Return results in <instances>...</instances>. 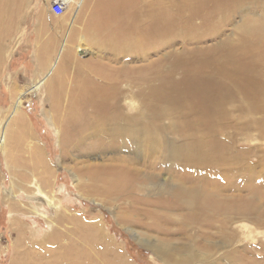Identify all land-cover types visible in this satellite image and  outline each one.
Instances as JSON below:
<instances>
[{
    "label": "bare ground",
    "instance_id": "bare-ground-1",
    "mask_svg": "<svg viewBox=\"0 0 264 264\" xmlns=\"http://www.w3.org/2000/svg\"><path fill=\"white\" fill-rule=\"evenodd\" d=\"M83 2L74 3L75 10L81 9ZM248 5L252 12H263L258 20L244 14L243 24L231 35L209 46L199 44L204 38L222 35V28L238 12L250 13ZM23 6L21 0L17 4L15 0H0V35L15 27L14 20ZM71 31L64 33L61 41L59 35L38 40L35 52L40 75L52 74L44 86L45 104L60 123L59 128L54 126L60 165L76 152L96 158L98 161L91 164V159L80 161L72 172L84 178L86 183L80 185L85 191L90 186L92 195L128 203L124 218L117 215L122 223L170 236L201 229L205 241L218 238L221 246L228 247L223 260L236 262L234 226L243 219L264 228V191L251 184L255 165L249 158L257 151L262 154L257 181L264 184V148H244L239 139L244 136L250 144V133L255 129L256 136L264 140V116H253L258 111L264 115V0H95L82 29L84 45L76 48L82 60L78 66ZM54 40L60 43L57 48ZM176 42H180L178 48L174 47ZM85 46L91 50L87 52ZM163 48L167 49L164 59L157 58L149 66L127 65L133 58L130 54ZM14 104L8 119L13 131L7 128L0 134V151L7 152V145L14 148L15 142L18 147L26 145L31 171H39V179L10 171L20 181L11 176L10 191L14 195L22 191L58 210L60 203L49 180L54 167L46 161L19 112L20 99ZM23 155L11 152L6 158L20 167ZM146 165L149 170L141 171ZM26 177L33 178L27 190L19 188ZM245 185L252 186L242 197L239 190ZM256 191L261 193L259 201L253 196ZM12 198L6 200L8 217L19 227V216L27 209L22 211L25 203ZM28 213L39 212L30 205ZM12 215L18 218L11 220ZM163 221L175 230L167 229ZM14 231L16 241L9 264L96 263L85 251L80 253V248L46 251L37 244L27 248L19 242L21 231ZM50 239L57 238L53 234ZM143 242L165 264L196 262L189 241L180 249L163 239L155 245ZM261 248L264 252V245ZM117 251L114 246L106 247L97 264H124L120 254H112ZM46 257L50 260L44 262ZM203 258L197 260L203 262ZM219 258H207L203 264H219Z\"/></svg>",
    "mask_w": 264,
    "mask_h": 264
},
{
    "label": "rangeland",
    "instance_id": "rangeland-1",
    "mask_svg": "<svg viewBox=\"0 0 264 264\" xmlns=\"http://www.w3.org/2000/svg\"><path fill=\"white\" fill-rule=\"evenodd\" d=\"M73 1L76 4L81 0ZM94 1L95 0H84L83 7L81 9L76 8V10L74 7L75 5L72 2V4L70 3L66 8L62 16L55 17L50 12V4L52 0H21V2H24V6L20 9L17 18L14 20V22H16L15 27L10 31H2V34L0 35V134L7 128L8 130L13 131L14 126L8 119L10 118L11 109L14 108L15 100L20 99L21 107H19V112L23 114L29 129L33 132L35 141L37 142L35 143L42 148L41 151L45 156L46 161L54 167V175L50 173L51 178H49V180L51 188L53 186V190H55L57 202L60 203V209L56 210L47 207L46 204L39 199H33L34 197L30 195L28 198L22 191L17 192L15 195L12 194L10 191V181L12 176V174L10 175V171L15 175L22 172L29 177L33 174L37 176V178L39 176V171L37 172L33 167L34 171H31L30 166H32V161L29 156L30 148L28 149L26 145L18 147L15 142L14 148L9 149L7 145V152L3 153L0 151V264H9L14 253L16 241L15 228L21 231L19 242L27 248H30L35 244L41 245L46 251L56 247L57 249H64L63 247L67 248L70 246L75 249L78 248V250L80 248V253L85 251V253L91 255V259L94 263L96 262L95 264H97V261L99 257L102 256L105 248L110 246H114V248L118 250L117 252H112V254L115 256L120 254L122 258L121 261H123L124 264H165L166 262L156 258V254L151 253L149 249L142 245L144 243L143 241L154 245L158 244V239L171 241L175 248L178 249H180L182 245H186V242L189 241L187 242V245L190 246L194 254H196V262L193 264H203L204 262L206 263L207 258L211 261L216 257H220L217 259L219 260V264H264V252L261 248V246L264 245V228H258L254 224H251V222H246L243 219L239 220L237 225L233 228V232L237 233L233 248L237 249L238 255L236 262L231 263L227 261V258L224 260L221 258V256H225L223 253L228 251V247L220 245L221 239L219 238L220 240H217L218 238H215L212 241H205L204 235L199 233L202 231L201 229H190V231L187 230L184 233L170 236L167 235L166 232V234L161 232H146L137 226L131 227V225H125L122 223L117 215H123L124 218L128 203L117 200L109 202L104 198L92 195V189L90 186H86L87 190L85 191L83 186L80 185L86 183L84 178H77L73 173L74 170L72 168L78 167L77 163L80 161L91 159L88 162L91 164V161H98L96 158L89 159L88 157H82L80 152H76L75 154H70L71 159L66 158V163L64 162L63 164L64 166L60 165L62 159L57 134L55 133V130H57L56 128L60 127V123L56 122L57 120L54 119L57 117V114L53 113V110L51 112L50 107L45 104L46 92H44V86L47 79L50 78L52 74L49 76L40 75V69L38 70L37 62H35V52L39 50L38 47L40 42H38V40L42 42L43 39L46 40V38L50 36L54 39L56 35H59L58 39L60 40L64 33L69 31V29H72L74 33L73 52L75 54V60H77L76 65L78 66L81 64L82 60L79 59V57H81L80 52H77L76 48L81 45L80 43L84 45L82 39L85 35L82 33V29L85 19L90 12V7L93 5ZM15 2L17 4L20 0H15ZM247 8H249L248 10H251V12L246 13L245 11L247 10L238 12V14L232 19V22H230V24L228 23L226 28H222L221 31H224L222 35L204 38L202 39L203 42H200L199 44L201 46H209L222 39L224 35H231L230 33L232 30H235L243 24L245 19L244 14H247V18L251 20H258L263 13L261 11L252 12L253 8L251 9V5H248ZM83 10L85 11L83 12ZM75 15L76 18L74 17ZM41 33H43L42 37L40 36L42 35ZM54 41L56 42L54 45L57 48L59 42L56 40ZM62 41H65V39ZM174 45V47L178 48L180 42H176ZM83 48L86 49V51L91 50L86 46ZM166 51L167 49L163 48L159 51L148 53L140 52L135 55L130 54V57L133 58L128 60L127 65L149 66L152 64L151 62L157 58L164 59L165 54L167 53ZM60 54H58V56ZM55 57H57V54ZM88 57H90V53ZM73 69L74 68H72L71 72ZM34 84L35 90L32 88ZM32 91L33 93H31ZM258 105L260 106V104H256V106ZM48 113H50L49 116ZM253 116L257 119L264 115L262 114V111H258L255 112ZM54 122H56V125L53 124ZM250 134L251 145L247 144L248 140H246L244 136L239 137L240 143L245 144L243 147L245 148L246 146L250 148L260 146L261 148H264V140H261L256 136V130L253 129ZM11 152H15V154L16 152H21L24 154L22 158L23 160H19L22 161L20 167L18 165L15 166L10 164L7 160L6 157L7 155L9 156ZM251 155L252 157H250ZM251 155L249 156V158H251V164L252 166L255 165V170L252 173L255 179L251 184H254L253 187H255V189L257 187L258 191H264V184L262 181H257L262 168L259 164L262 154L257 151ZM65 167L70 168L71 171ZM140 170L145 171L149 169L146 165ZM55 175L57 176V179H55ZM164 176L167 177V175ZM12 177L15 182H20L16 177ZM29 177H26V181L22 182L23 187L19 188L27 190L29 180L31 181L33 179H29ZM77 184L79 185V188L76 187ZM251 186H243L239 190V195L242 194L241 196L245 197L247 195L246 189L250 190ZM258 191L253 194L256 201L260 200L261 193ZM9 193L11 195H9ZM82 193L85 195L82 196ZM8 197H13L12 200L20 199L26 205L21 207L22 211L27 210L22 216H19L21 219L19 227L12 224V221H10L8 217V203L6 202ZM256 201H254L255 206L258 204ZM260 204H262V202H260ZM30 205H33L38 210L39 213L38 215L36 214L37 216L28 213ZM120 212L122 214H120ZM17 218L16 215H12L11 220ZM78 218H80L79 222L77 221ZM161 224H165L170 231L172 229L175 230V227L171 226L166 221H163ZM187 233H191V237H189ZM53 234L56 236V240L50 239ZM220 247L223 248L222 251ZM90 250H92V252ZM200 257H204L203 262L197 260ZM48 260H50L48 257L43 259L44 262ZM91 263L92 262H90V264ZM216 263L217 262H215V264Z\"/></svg>",
    "mask_w": 264,
    "mask_h": 264
},
{
    "label": "built area",
    "instance_id": "built-area-1",
    "mask_svg": "<svg viewBox=\"0 0 264 264\" xmlns=\"http://www.w3.org/2000/svg\"><path fill=\"white\" fill-rule=\"evenodd\" d=\"M69 5L70 0H52L50 4V12L55 17H60L64 14V11Z\"/></svg>",
    "mask_w": 264,
    "mask_h": 264
}]
</instances>
